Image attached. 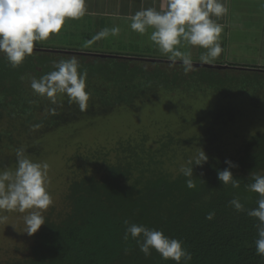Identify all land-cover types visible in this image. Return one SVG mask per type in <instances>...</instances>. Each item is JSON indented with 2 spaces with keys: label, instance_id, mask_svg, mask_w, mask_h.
I'll return each mask as SVG.
<instances>
[{
  "label": "trees",
  "instance_id": "trees-1",
  "mask_svg": "<svg viewBox=\"0 0 264 264\" xmlns=\"http://www.w3.org/2000/svg\"><path fill=\"white\" fill-rule=\"evenodd\" d=\"M77 31L92 39L90 30L74 27L72 32ZM43 47L36 45L38 50L15 69L0 53V170H14L16 150L33 137L31 131L39 132L33 137L37 149L28 146L31 153H27L24 144V150L32 161L49 165L47 190L53 200L42 211L46 223L32 236L24 233L27 212L0 211V264H175L155 250L145 257L135 240L130 236L125 240V220L182 241L192 256L186 264H264V258L255 254L258 221L247 215L259 197L246 187L254 182L253 174L264 175V131L250 133L228 152L215 131L206 130L204 135L197 129L201 123L216 128L232 122L235 98L241 93L254 97L264 87L263 66L224 61L228 67H195L186 75L177 64L134 58L165 57L155 55L147 44L142 51L137 45L123 54H112L108 48L99 53L67 49L86 55L57 54L40 50ZM72 56L81 70H87L90 99L85 111L68 98L62 106L30 88L31 78L39 79L54 70V62ZM135 104L141 111H132ZM156 120L169 121L170 126L192 123L187 129L194 132L187 141H198L208 156L202 166L193 165L194 189L186 187L187 178L179 169L198 154L167 169L163 153L180 143L175 129L158 138ZM72 127L75 131L68 132ZM52 133L56 138L48 140L40 155L35 138ZM149 138H157L154 147L148 145ZM49 141L59 142L54 147L59 159L48 154ZM226 159L238 165L231 169L239 181L237 189L217 179V172L227 167ZM233 197H239L244 212L229 205ZM209 212L215 213L212 220L205 219Z\"/></svg>",
  "mask_w": 264,
  "mask_h": 264
},
{
  "label": "clouds",
  "instance_id": "clouds-1",
  "mask_svg": "<svg viewBox=\"0 0 264 264\" xmlns=\"http://www.w3.org/2000/svg\"><path fill=\"white\" fill-rule=\"evenodd\" d=\"M228 11L223 0H159V10L155 7L142 8L126 19L129 29L141 36L152 30L149 40L165 55L164 58L154 57L163 60L156 63L170 66L177 64L187 75L198 65L194 64L191 52L182 51L181 46L204 49L198 62L200 65L213 64L223 52L221 34L224 25L217 23V19L226 16ZM87 13L86 0H0V53L5 55L10 67L18 68L27 56L33 54L37 43L58 35L66 20H80ZM120 31L118 25L104 28L86 41V45L109 36H118ZM53 69L39 79L31 78L32 91L53 103L58 94L65 95L70 104L85 111L90 99V93L86 91L87 70H81L75 56L54 62ZM207 161L208 156L200 149L194 160H189L186 166L179 169L187 178L188 189L196 187L192 179L193 165L202 166ZM224 163L227 167L217 172V179L224 186L239 188V181L231 171L238 165L229 159ZM48 169L47 163L33 162L24 149H17L15 169L0 170V211L27 212L23 221L24 233L28 236L35 234L46 223L42 211L53 203L47 190ZM252 179L254 182L246 186L247 191L258 194L259 198L257 207L247 210V215L258 221L255 225L258 234V239L254 241L255 254L264 258V175L253 174ZM229 205L237 212L245 211L239 197H233ZM214 216V212H209L205 219L212 220ZM124 224V239L128 240L130 236L135 240L145 257L155 250L162 259H170L175 264H181V261L186 264L192 259L182 241L169 238L160 230L129 224L127 220Z\"/></svg>",
  "mask_w": 264,
  "mask_h": 264
},
{
  "label": "rangeland",
  "instance_id": "rangeland-1",
  "mask_svg": "<svg viewBox=\"0 0 264 264\" xmlns=\"http://www.w3.org/2000/svg\"><path fill=\"white\" fill-rule=\"evenodd\" d=\"M259 2V1H256ZM249 8V4H247L244 0H240L239 2V8L236 10H240L241 8ZM247 10V9H246ZM230 12L227 14V18L224 16L222 17L224 20H226L227 25L224 27V30L226 29L225 33L221 34V44H223V40L225 41V48L223 49V52L221 55L214 61V62H224L230 63L234 66H263L264 67V11L261 9L260 11L255 10V14H257L253 19L246 13H238L236 11L235 13ZM263 12V13H261ZM252 14V11H250ZM248 18L251 20V22H244L243 24L239 25V18ZM103 20L105 23L97 24L96 22L98 20ZM81 21L75 22L76 28H81V30L88 29L92 33V37L95 36V29H103V25L107 28H110L114 25H118L121 29L120 34L118 36H109L107 38L98 40L90 45H86V41H89L86 39V36L83 35V32L77 31L72 32L70 31L68 35H64L61 32L58 35L51 36L47 41H41V45H49L54 49H71V48H88L95 50L99 53V51L105 50V48L109 49V52L112 54L116 53H126L130 51V48L132 49L134 46H139L138 50L142 51L144 50V45L151 46L153 48L152 50L155 52L157 56H160L159 50L156 49V47L152 44V42L149 40V35L151 33V29L148 30V32L144 36H138L132 33V31H129V21L125 18L120 17H106V18H95L93 16H84L80 19ZM76 21V20H75ZM250 24V25H249ZM70 27V26H69ZM128 31L130 32L128 34ZM224 32V31H223ZM126 35V36H124ZM128 35V36H127ZM91 37V36H90ZM91 40V39H90ZM147 40V42L145 41ZM59 46V47H57ZM61 46V47H60ZM47 48V47H43ZM147 50V49H146ZM181 50L185 52H191L193 62H198L200 55L205 51L204 49L198 48V47H190L187 45L181 46ZM136 52V51H134ZM150 54V53H149ZM246 68V67H244ZM148 93H151V91H148ZM240 98H235L233 102L234 112L232 117H234L232 122H224L219 127H208L207 123H201L197 127V129L204 133V135L207 134V131H215L217 138L221 140H225V144L223 145V149L228 152H233L235 148L239 146V142L243 141L247 138V136L250 133L256 132V131H264V87H262L260 90L257 91L256 96L253 97V95L248 94L243 95L242 93L239 96ZM67 100V97L62 94H58L55 98V101L58 102V104H61L62 106L65 104ZM192 100V99H190ZM187 106V105H186ZM132 111H141L140 105L135 104V106L132 107ZM237 112L239 114L237 115ZM137 114V113H136ZM226 120L231 121L232 119L230 117ZM184 121V120H182ZM157 130V137L160 139H164V137H168L170 133L173 132V129L176 130V138H178V142L180 144L174 143V145L171 146L170 149L165 150V153H163V157L166 160L165 167L169 170H173L175 166L177 165L180 167L183 165L189 158L192 156L199 154L200 152V146L197 142L194 140L187 141V139H190L193 134L192 129H187L188 126H191V122L184 121L180 123V125L175 122L173 126H170L169 121L163 122V121H155ZM174 122V121H173ZM189 124V125H188ZM76 127H72L71 130L68 132L75 131ZM178 128V129H176ZM180 128V131H178ZM31 135L34 137L37 133L34 131L30 132ZM190 135L188 136V134ZM16 134V132L14 133ZM55 133L52 134H44L40 138H35L36 141L39 142V153L40 155L43 153V149L46 146V143H48V140L56 138ZM191 136V137H190ZM31 137L25 139V143L22 145V149L24 148V144L26 145L27 149L28 146L30 148L37 149V144L34 141V138ZM87 139V138H86ZM157 139V138H156ZM156 139H148V145H151L152 147L155 146L154 142ZM57 140V139H55ZM217 140V139H216ZM51 144V141H49ZM197 143L198 145L196 146ZM51 149L49 150L48 154H52V158L59 159L61 157V154L56 152L55 153V146H59V142H53L51 144ZM29 148V149H30ZM28 149V150H29ZM26 150L27 153H31L30 150ZM69 150V149H68ZM51 151V153H50ZM39 157V155H38ZM41 157V156H40ZM63 157V156H62ZM29 159L32 157H28ZM38 162H40L39 159H37ZM33 162H35L33 160ZM14 165L11 166L13 168ZM16 167V166H15ZM51 195V194H50ZM52 196H55L52 194ZM14 217L19 220V216L17 214H14ZM1 226V225H0ZM0 252H2L0 250ZM1 254V253H0Z\"/></svg>",
  "mask_w": 264,
  "mask_h": 264
},
{
  "label": "crops",
  "instance_id": "crops-1",
  "mask_svg": "<svg viewBox=\"0 0 264 264\" xmlns=\"http://www.w3.org/2000/svg\"><path fill=\"white\" fill-rule=\"evenodd\" d=\"M247 4H249V8H241L240 10H236L239 8V2L240 0H223L225 2L226 7H228L229 11L232 10V13H235L238 11V13H246L248 14L252 19L257 14H255V10H261L264 11V0H244ZM259 1V2H256ZM86 7L88 9V13L85 16H93L95 18H106V17H120L125 18L129 15L134 14L136 11L142 9V8H148V7H155L159 10V0H86ZM252 11V14L250 13ZM263 13V12H261ZM264 14V13H263ZM227 18V15L225 16ZM213 19H216L213 17ZM127 20V19H126ZM81 20H66L65 25L60 31L64 35H68L70 31H73V28L76 27V23ZM128 22V20H127ZM244 22H251L248 18H239V25L243 24ZM97 24L105 23L103 20H98L96 22ZM217 23H221L224 25V27L227 25L226 20H224L222 17L217 19ZM250 25V24H249ZM70 26V27H69ZM72 29V30H71ZM226 32V29L223 33ZM74 33V32H73ZM135 35L141 36L138 33L133 32ZM145 37V35H143ZM146 41V40H145ZM225 41L224 39L223 44H221L222 48H225ZM40 43V42H39ZM37 43L36 45H40ZM44 47H51L49 45H41ZM59 47V46H57ZM61 47V46H60Z\"/></svg>",
  "mask_w": 264,
  "mask_h": 264
},
{
  "label": "water",
  "instance_id": "water-1",
  "mask_svg": "<svg viewBox=\"0 0 264 264\" xmlns=\"http://www.w3.org/2000/svg\"><path fill=\"white\" fill-rule=\"evenodd\" d=\"M38 49L35 48L34 51H37ZM42 51H45V52H52V53H65V54H84L86 55L85 53H81V52H77V51H70V50H59V49H49V48H44V49H40ZM95 56H99V57H115V58H132L133 57H126V56H123V55H108V54H94ZM138 59H142V60H148V61H154V62H162L163 60H157V59H154V58H138ZM194 64L198 65L197 67H208V68H212V69H222V68H225L226 65H217V64H211V65H200V62H194Z\"/></svg>",
  "mask_w": 264,
  "mask_h": 264
}]
</instances>
